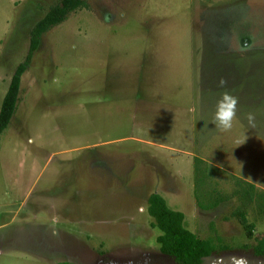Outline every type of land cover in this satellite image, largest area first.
<instances>
[{"label": "rangeland", "instance_id": "1", "mask_svg": "<svg viewBox=\"0 0 264 264\" xmlns=\"http://www.w3.org/2000/svg\"><path fill=\"white\" fill-rule=\"evenodd\" d=\"M60 1L0 0V109ZM86 1L42 37L0 136V264H176L153 193L213 242L205 264H264V212L249 206L252 236L232 215L238 179L264 192V0ZM221 79L239 98L229 132Z\"/></svg>", "mask_w": 264, "mask_h": 264}, {"label": "trees", "instance_id": "2", "mask_svg": "<svg viewBox=\"0 0 264 264\" xmlns=\"http://www.w3.org/2000/svg\"><path fill=\"white\" fill-rule=\"evenodd\" d=\"M88 8L86 0H61L53 5L45 16L36 23L30 32V47L25 60L17 67L11 77L8 90L3 98L0 109V136L9 126L19 101L22 78L28 71L33 57L38 50L41 39L48 31L61 25L67 20L71 13ZM240 188L233 192L238 196L241 206L233 211L241 225L246 229L249 236L253 235V225L248 222V208L256 205L259 213L264 212V192H258L257 188L246 181L238 179ZM227 198L218 196L216 200L209 203L207 207L200 204L202 208L213 209L218 207ZM148 213L154 219L153 227L160 229L162 234L157 238L162 254L170 256L176 264H205V259L210 257L216 247L211 240L199 238L196 234L184 226L185 215L172 210L166 200L157 193L150 195L148 199ZM253 251L256 256L264 257V237L257 240ZM68 264V263H59Z\"/></svg>", "mask_w": 264, "mask_h": 264}, {"label": "clouds", "instance_id": "3", "mask_svg": "<svg viewBox=\"0 0 264 264\" xmlns=\"http://www.w3.org/2000/svg\"><path fill=\"white\" fill-rule=\"evenodd\" d=\"M226 84L227 81L224 79L219 81V86L225 90L221 93L220 99L216 103V110L214 113V123L216 128L221 132L231 131L234 122L238 119L239 98L226 88ZM247 119L250 124H254L255 115L249 112L247 114Z\"/></svg>", "mask_w": 264, "mask_h": 264}]
</instances>
